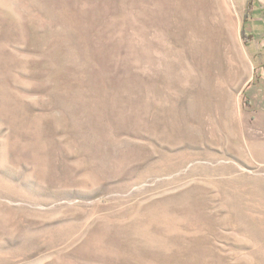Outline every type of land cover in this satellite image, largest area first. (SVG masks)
I'll use <instances>...</instances> for the list:
<instances>
[{
	"label": "rangeland",
	"instance_id": "1",
	"mask_svg": "<svg viewBox=\"0 0 264 264\" xmlns=\"http://www.w3.org/2000/svg\"><path fill=\"white\" fill-rule=\"evenodd\" d=\"M264 0H0V264H264Z\"/></svg>",
	"mask_w": 264,
	"mask_h": 264
},
{
	"label": "crops",
	"instance_id": "2",
	"mask_svg": "<svg viewBox=\"0 0 264 264\" xmlns=\"http://www.w3.org/2000/svg\"><path fill=\"white\" fill-rule=\"evenodd\" d=\"M262 26H264V20L262 19Z\"/></svg>",
	"mask_w": 264,
	"mask_h": 264
}]
</instances>
